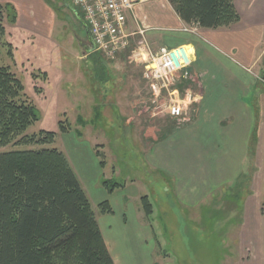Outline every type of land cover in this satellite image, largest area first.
<instances>
[{
	"label": "rangeland",
	"instance_id": "obj_1",
	"mask_svg": "<svg viewBox=\"0 0 264 264\" xmlns=\"http://www.w3.org/2000/svg\"><path fill=\"white\" fill-rule=\"evenodd\" d=\"M48 1L55 11L54 44L39 39L37 43L18 40L16 45L4 19L6 36L2 42H12L14 59L2 47L0 64L10 66L24 85L23 97L40 112V119L26 134L51 131L55 138L51 144L8 145L0 151L56 148L68 158L78 178L81 172L76 162L96 167L100 183L132 176L137 189L148 191L154 204L152 217L165 225L153 252L168 254L174 264H264V132L261 164L254 180L240 176L239 182L215 190L197 205L176 202L170 193L162 191L168 180L149 169L146 152L156 142L170 139L171 134L187 144L198 100L186 102L183 116L172 117L166 108L168 96L156 97L145 68L131 60L129 51L115 59L96 53L87 60L80 59L78 38H83L85 31L77 21L72 0ZM152 41L155 46V39ZM48 53L64 55L62 66L46 65L53 60L39 61L38 55ZM34 71L50 76L35 79L31 75ZM62 72L71 76L59 75ZM188 82L178 87L181 96L187 88L192 90ZM60 122L69 127V133L60 132ZM88 146L93 152L94 148L101 150L102 155L94 152V157ZM102 161L105 168H98L95 162ZM113 168L119 175H113ZM86 192L93 198L98 196L97 192ZM92 204L99 216V209Z\"/></svg>",
	"mask_w": 264,
	"mask_h": 264
},
{
	"label": "crops",
	"instance_id": "obj_2",
	"mask_svg": "<svg viewBox=\"0 0 264 264\" xmlns=\"http://www.w3.org/2000/svg\"><path fill=\"white\" fill-rule=\"evenodd\" d=\"M0 3H10L15 8L16 22L7 27L14 44L18 40L37 43L39 39L44 44H54L51 35L55 11L48 0H0ZM233 4L239 20L227 28L203 29L188 25L177 16L167 0L137 3L127 17V31L146 28L145 38L151 49L160 45H186L192 55L188 86L198 95V105L191 119L190 141L183 145L177 136L171 134V141L167 138L158 141L146 152L149 169L168 180L162 191L170 193L178 203L197 205L215 190L239 182L240 176L246 179L251 176L254 180L261 164L264 0H233ZM73 11L85 31V36L78 38L80 59L87 60L93 53L106 57L95 51L82 13L74 5ZM159 31L166 34L162 36ZM137 39L138 36L131 39L133 47ZM48 54L38 55L39 61L53 60L46 65L62 66L64 55ZM131 60L136 61V58L132 56ZM63 72L58 74L71 76V73ZM76 133L81 137L80 132ZM89 151L93 156L97 152L102 155L101 150L95 148L94 153L91 146ZM95 165L105 168L98 162ZM76 166L81 172L79 178L76 176L92 208L93 202L99 209V216L93 210L114 264H174L168 254L153 252L157 246L156 237L164 231L165 225L155 221L154 215L144 213L140 201L143 195L149 197L154 209L148 191L137 189L132 176L127 175L122 181H115L120 186L108 193L96 180L99 171L96 167L93 169L77 162ZM116 172L117 169L113 168V175ZM87 190L97 192L98 196H89ZM102 202L109 204L110 212L100 210L98 205Z\"/></svg>",
	"mask_w": 264,
	"mask_h": 264
},
{
	"label": "trees",
	"instance_id": "obj_3",
	"mask_svg": "<svg viewBox=\"0 0 264 264\" xmlns=\"http://www.w3.org/2000/svg\"><path fill=\"white\" fill-rule=\"evenodd\" d=\"M167 1L184 23L199 28H227L239 20L233 0ZM4 19L8 25L16 22L10 3H0V51L5 48L13 60L11 43L2 42ZM31 75L47 78L41 71ZM23 94L22 81L10 66L0 64V148L54 141L51 131L26 134L40 112ZM59 130L70 131L62 122ZM102 184L108 193L120 186L111 179ZM140 201L150 216L149 197ZM98 206L111 211L107 202ZM0 264H114L91 203L67 157L56 148L0 151Z\"/></svg>",
	"mask_w": 264,
	"mask_h": 264
},
{
	"label": "built area",
	"instance_id": "obj_4",
	"mask_svg": "<svg viewBox=\"0 0 264 264\" xmlns=\"http://www.w3.org/2000/svg\"><path fill=\"white\" fill-rule=\"evenodd\" d=\"M148 1L151 0H72L75 8L83 15L95 51L114 59L132 47L131 53L145 68L152 91L156 97H160L159 99L167 95V113L179 118L185 113L186 102L198 100V95L189 88L184 90L182 96L178 91V87L190 79L192 55L186 45L159 46L155 50L151 49L145 38V27L127 31V17L130 11L135 4ZM136 36L138 39L133 47L131 39ZM175 95L176 98H173Z\"/></svg>",
	"mask_w": 264,
	"mask_h": 264
}]
</instances>
